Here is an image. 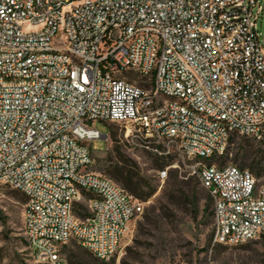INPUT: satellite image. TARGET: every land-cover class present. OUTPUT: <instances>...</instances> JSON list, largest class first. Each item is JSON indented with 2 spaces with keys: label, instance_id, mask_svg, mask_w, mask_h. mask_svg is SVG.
<instances>
[{
  "label": "built area",
  "instance_id": "1",
  "mask_svg": "<svg viewBox=\"0 0 264 264\" xmlns=\"http://www.w3.org/2000/svg\"><path fill=\"white\" fill-rule=\"evenodd\" d=\"M264 0H0V184L43 264L71 243L107 262L143 203L91 172L97 123L195 177L212 243L264 239V185L218 167L264 132ZM83 209L85 217L77 215Z\"/></svg>",
  "mask_w": 264,
  "mask_h": 264
},
{
  "label": "rangeland",
  "instance_id": "2",
  "mask_svg": "<svg viewBox=\"0 0 264 264\" xmlns=\"http://www.w3.org/2000/svg\"><path fill=\"white\" fill-rule=\"evenodd\" d=\"M258 32L264 36V20L259 22ZM96 128L102 135L109 133V141L91 143V172L122 189L121 169L136 175L138 189L129 195L143 203V212L131 223L123 245L107 262L95 260L71 243L62 251L67 264H264L261 240L242 246L212 243V204L209 202L205 213L209 197L195 177L168 170L166 179L160 180L157 172L163 164H170L169 159L125 139L124 129L119 126L97 123ZM210 162L246 170L258 186L264 185V132L260 139L234 135L226 153ZM173 190L183 194L179 204L167 201ZM23 206L21 194L0 184V264H43L34 258L25 242Z\"/></svg>",
  "mask_w": 264,
  "mask_h": 264
},
{
  "label": "trees",
  "instance_id": "3",
  "mask_svg": "<svg viewBox=\"0 0 264 264\" xmlns=\"http://www.w3.org/2000/svg\"><path fill=\"white\" fill-rule=\"evenodd\" d=\"M162 165V164H161ZM168 164H163L160 167V170H163L165 167H167ZM120 175L122 176V180H119V183L121 184V186L123 187V190L128 193V194H135L136 193V189H138L139 183L137 181L136 175H134L132 172L130 171H125L124 169H121L120 171ZM118 182V181H117ZM20 194V193H19ZM183 194L179 191V190H173L171 191V193L168 194L167 196V201L171 203H177L179 204L181 199H182ZM23 197V196H22ZM24 198V197H23ZM209 202L210 200L206 201V205L204 208V212L207 213L208 211V206H209ZM24 203H25V199H24ZM163 210H166L165 207H162ZM77 215L81 216V217H85V213L83 211V209H79L77 212ZM262 242H264V239L261 240ZM86 251V250H85ZM87 252V251H86ZM88 253V252H87ZM89 254V253H88ZM90 255V254H89ZM91 256V255H90ZM92 257V256H91ZM93 258V257H92ZM95 259V258H94ZM97 260V259H95ZM99 261V260H98Z\"/></svg>",
  "mask_w": 264,
  "mask_h": 264
}]
</instances>
